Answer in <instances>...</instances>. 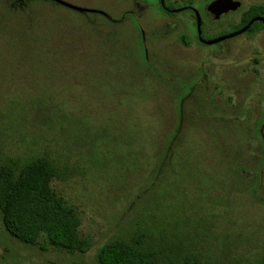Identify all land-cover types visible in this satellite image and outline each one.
I'll return each mask as SVG.
<instances>
[{"label": "rangeland", "instance_id": "374dc122", "mask_svg": "<svg viewBox=\"0 0 264 264\" xmlns=\"http://www.w3.org/2000/svg\"><path fill=\"white\" fill-rule=\"evenodd\" d=\"M59 1L96 13L0 0V165L49 159L51 186L93 247L42 251L0 221V264H97L101 245L139 230L160 236L159 264H255L264 180L258 189L244 177L261 172L251 155L264 147V30L205 47L191 20L160 18L153 7L136 12L137 26L128 0ZM213 27L210 40L225 33ZM179 99L171 165L161 153Z\"/></svg>", "mask_w": 264, "mask_h": 264}, {"label": "trees", "instance_id": "16d2710c", "mask_svg": "<svg viewBox=\"0 0 264 264\" xmlns=\"http://www.w3.org/2000/svg\"><path fill=\"white\" fill-rule=\"evenodd\" d=\"M251 12L252 15H249V18L261 16L262 13L264 14V5L260 13H258V8H253ZM262 30L264 26L261 23H254L248 33L253 35ZM181 41L186 44L185 37H181ZM181 101L182 99H179L177 106L175 105V112L178 116L174 120L176 125L173 122V131L167 138L166 151L161 153L169 159L170 164L169 152L174 146L180 145L181 140ZM259 140L264 143L262 138L259 137ZM262 148L259 155L258 153L251 155L257 159V164L253 168L261 167V172L257 176L244 177V180L253 179L252 187L258 189L262 187L264 180V147ZM236 167L239 168L237 165ZM56 174L54 164L45 157H32L23 162L9 161L0 165V221L2 227L9 236L20 243L38 246L42 251L51 247L70 254H85L93 247L92 241L88 237L81 236L80 220L75 208L53 190L51 183ZM187 175L183 167L182 172L174 175L176 184L178 180L182 182L186 179ZM201 191L208 192V190ZM159 239L160 236L156 234L139 230L129 240H109L98 249L96 263L159 264L163 253L159 245L154 243ZM255 264H264V253Z\"/></svg>", "mask_w": 264, "mask_h": 264}, {"label": "flooded vegetation", "instance_id": "af4514ba", "mask_svg": "<svg viewBox=\"0 0 264 264\" xmlns=\"http://www.w3.org/2000/svg\"><path fill=\"white\" fill-rule=\"evenodd\" d=\"M16 3L19 6H23L25 4L26 0H15ZM54 4H57L59 6L65 7L63 5H60L59 3L55 2L54 0H48ZM130 5L133 7V10L127 11L126 16H133L134 22L139 24V18L136 16V12L139 11V14L141 12L146 11L149 12L152 7L155 8L154 13L158 17L163 19H174V20H191L192 24H194V41L200 46H214L216 44H224L229 39L236 38L238 36H242L243 34L248 35V30L252 27L254 23H261L260 21L256 19H262L264 20L263 13L260 16H253L252 18H249V15H252L251 10L253 8H258L260 13V9L263 7L264 3L257 2V1H249L248 3H244L242 1L238 0H230L231 2L229 5L224 8V11L221 13H217L215 11L208 12V6L213 3L216 0H208L206 3L203 4L202 8L200 10L196 9L194 5V0H128ZM67 9H70L66 7ZM72 10V9H70ZM75 11V10H73ZM77 12V11H76ZM80 13V12H79ZM98 15L102 16L106 20L108 17L105 14L97 13ZM125 18V17H124ZM197 18L200 22V35L197 34ZM252 20H256L252 23V25L248 28V30L240 35L230 37L233 34L239 32L241 29H243L248 23H250ZM223 26L224 30L220 34V36L215 37V39L210 40V38L205 37V34L208 33H214L212 30L214 25ZM263 25V24H262ZM264 26V25H263ZM233 28L230 30V32H227L229 28ZM140 33L141 32L140 30ZM250 35V34H249ZM254 35V34H253ZM181 37H185V35H181ZM221 38H226L223 41L217 42L212 45H207L206 42L209 41H215Z\"/></svg>", "mask_w": 264, "mask_h": 264}, {"label": "water", "instance_id": "95a60500", "mask_svg": "<svg viewBox=\"0 0 264 264\" xmlns=\"http://www.w3.org/2000/svg\"><path fill=\"white\" fill-rule=\"evenodd\" d=\"M54 1L59 3L60 5H63L65 7H68L70 9L75 10V11L80 12V13H96V12H94L92 10H86V9H81V8L74 7L72 5H69V4L64 3L62 1H59V0H54ZM230 2H231L230 0H216V1H214L213 3H211L208 6V12L210 13L211 11H215L217 13H221L222 11H224L225 6L227 7ZM256 20L262 22V24L264 25V20H262V19H256ZM256 20H252L243 29H241L239 32L233 34L230 37H234V36H237V35H240V34L246 32L248 30V28L252 25V23L255 22ZM196 27H197V34L199 36L201 31H200V22H199L198 18H197ZM224 39H226V38H221V39H218V40H215V41H209V42H206V44L207 45H212V44H215L217 42L223 41Z\"/></svg>", "mask_w": 264, "mask_h": 264}]
</instances>
